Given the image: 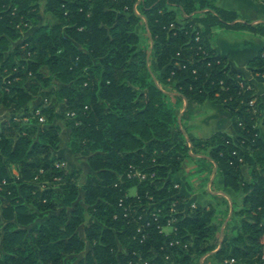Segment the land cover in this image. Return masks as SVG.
<instances>
[{
    "label": "trees",
    "instance_id": "trees-1",
    "mask_svg": "<svg viewBox=\"0 0 264 264\" xmlns=\"http://www.w3.org/2000/svg\"><path fill=\"white\" fill-rule=\"evenodd\" d=\"M43 12L55 22L40 24V0H0V264H264V47L249 80L211 46L214 28L264 39V23L213 0H45ZM207 101L233 135L190 133ZM59 122L83 181L58 154ZM214 168L241 193L232 238L227 200L190 202Z\"/></svg>",
    "mask_w": 264,
    "mask_h": 264
},
{
    "label": "crops",
    "instance_id": "crops-1",
    "mask_svg": "<svg viewBox=\"0 0 264 264\" xmlns=\"http://www.w3.org/2000/svg\"><path fill=\"white\" fill-rule=\"evenodd\" d=\"M213 2L217 8L236 12L240 17L237 21L238 23H264V0H213ZM44 5L45 0H40L41 15L44 16L46 21L54 23V18L43 12ZM177 20L180 22L182 20L181 16H179ZM213 34L214 37L211 40V46L221 56L227 59L232 70L241 73L245 78L251 80L252 75L248 68V62L264 47V39L244 31H233L221 28H214ZM185 104L184 102L181 112L185 110ZM189 125L190 133L198 138H208L217 132H223L231 136L234 132L230 118L223 107L208 101L197 108L194 116H192L189 121ZM60 127L61 134L63 131H67L64 126ZM61 134L58 154L65 160L66 164L70 166L71 159L76 158L72 156L66 146L68 132L67 140L64 145L61 141ZM192 167V163L186 160L182 165V171L179 177H183L187 174ZM201 176H203V178L207 176L209 180L204 188L199 184L193 183V193L190 195V202L196 207L217 206L223 209L220 204L223 199L227 200L230 210L228 217L221 227L220 236L224 233L228 238H232L238 234L241 223L240 219L231 217L232 202L239 206L241 203V193H234L230 190L223 189L221 187V179L215 175V168L212 173H203ZM198 177L200 176L192 177V181H196ZM212 182L214 183L213 188L211 187ZM212 254L213 253L199 259V264H203L204 259H206V264H217Z\"/></svg>",
    "mask_w": 264,
    "mask_h": 264
},
{
    "label": "rangeland",
    "instance_id": "rangeland-1",
    "mask_svg": "<svg viewBox=\"0 0 264 264\" xmlns=\"http://www.w3.org/2000/svg\"><path fill=\"white\" fill-rule=\"evenodd\" d=\"M39 18H40V24H44L46 22V20L44 19V16H42L41 13L39 15ZM136 33L138 34L141 42L143 43L144 34H143L141 26L137 27ZM256 86H258V85H256ZM9 118H10V112L9 111L5 110V111L0 112V122H2L4 120H8ZM59 123H60V126H64V124L62 122H59ZM66 140H67V131H63L61 134V141H62L63 145L66 142ZM84 161H85L84 159H71L70 166L67 165L68 168H75L77 170H80L81 181H83V179L85 177V172H86ZM223 200H225V199H223ZM220 205L223 209L225 208V206L222 204V202Z\"/></svg>",
    "mask_w": 264,
    "mask_h": 264
},
{
    "label": "built area",
    "instance_id": "built-area-1",
    "mask_svg": "<svg viewBox=\"0 0 264 264\" xmlns=\"http://www.w3.org/2000/svg\"><path fill=\"white\" fill-rule=\"evenodd\" d=\"M40 122H43V119L40 118L39 120ZM128 178H135L139 181H143L147 178L146 174H143L142 172H140L139 170H130L127 174ZM154 175H151L150 178H153ZM193 208H195L194 205H192ZM172 212V211H171ZM153 216H155V218H157L156 214H153ZM174 220H168L167 225L165 227H161V231L163 232H167L169 229H171V226L173 224ZM173 245V244H171ZM166 260H168V257H166ZM233 263V261L231 262V264ZM131 264V263H129ZM143 264H148V262H143Z\"/></svg>",
    "mask_w": 264,
    "mask_h": 264
},
{
    "label": "water",
    "instance_id": "water-1",
    "mask_svg": "<svg viewBox=\"0 0 264 264\" xmlns=\"http://www.w3.org/2000/svg\"><path fill=\"white\" fill-rule=\"evenodd\" d=\"M185 109H186V104H185Z\"/></svg>",
    "mask_w": 264,
    "mask_h": 264
}]
</instances>
